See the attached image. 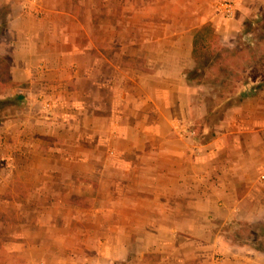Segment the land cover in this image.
I'll list each match as a JSON object with an SVG mask.
<instances>
[{"label": "crops", "instance_id": "0c3cea01", "mask_svg": "<svg viewBox=\"0 0 264 264\" xmlns=\"http://www.w3.org/2000/svg\"><path fill=\"white\" fill-rule=\"evenodd\" d=\"M263 13L264 0H0L15 84L2 98L24 97L0 128V264H264L223 235L264 222V84L199 147L187 130L198 30L230 46ZM139 18L154 25L144 47ZM140 52L161 58L141 69Z\"/></svg>", "mask_w": 264, "mask_h": 264}, {"label": "rangeland", "instance_id": "374dc122", "mask_svg": "<svg viewBox=\"0 0 264 264\" xmlns=\"http://www.w3.org/2000/svg\"><path fill=\"white\" fill-rule=\"evenodd\" d=\"M144 19L139 18L136 23H132L134 27H130V31L135 30L138 26L140 27V47H144L141 32L152 31L154 28L153 22L147 24L144 23ZM223 19L224 21L233 20ZM159 26L162 28L163 24L156 22L155 28ZM177 26L179 30L180 23ZM149 45L148 53L153 48L152 42ZM221 48L214 59L220 62H212L217 65V69H206L202 77L197 80L194 79L191 84L194 88L192 98L196 105L194 114H196L197 120L187 130L197 147L209 137L210 126H215L219 123L223 118L224 109L238 101V97L248 84L256 83L257 85L253 88H258L257 86L264 84V13L258 19L248 18L240 35L231 39L230 46H223L221 43ZM160 58L161 56L158 55H144L140 52V68L143 69L145 65H151L152 61L155 62ZM189 75L188 77H190ZM201 105H203V111L210 108L212 112L210 122L207 121V116L204 119L200 118L199 108H201ZM19 111H21V105L13 107L11 111H6L5 113L9 119L10 116L13 117ZM2 158L0 154V167L3 162ZM232 227V225L226 226L223 235L226 242L237 244L239 241L237 233L240 229L239 227ZM139 256L134 252L124 264H141ZM152 259L151 257L150 261Z\"/></svg>", "mask_w": 264, "mask_h": 264}, {"label": "trees", "instance_id": "16d2710c", "mask_svg": "<svg viewBox=\"0 0 264 264\" xmlns=\"http://www.w3.org/2000/svg\"><path fill=\"white\" fill-rule=\"evenodd\" d=\"M219 35L211 23H206L197 32L194 39L193 58L195 68L189 72V81L200 79L206 69H217V65L212 62L219 63V60H214L217 53L221 50ZM15 84L10 79V64L9 59L0 57V128L7 121L8 115L6 111H11V108L21 105L24 102L23 96L5 97L2 98L5 91L14 87ZM253 94L242 93L236 103H241L244 99L252 97ZM235 103V104H236ZM234 104L228 105L230 108ZM14 111V110H12ZM238 245L247 246L252 250L264 254V222L240 225V230L237 233ZM114 264H124V262H115Z\"/></svg>", "mask_w": 264, "mask_h": 264}, {"label": "built area", "instance_id": "2783aa9c", "mask_svg": "<svg viewBox=\"0 0 264 264\" xmlns=\"http://www.w3.org/2000/svg\"><path fill=\"white\" fill-rule=\"evenodd\" d=\"M218 13L225 19H233L236 15V7L232 2H221L217 6Z\"/></svg>", "mask_w": 264, "mask_h": 264}]
</instances>
